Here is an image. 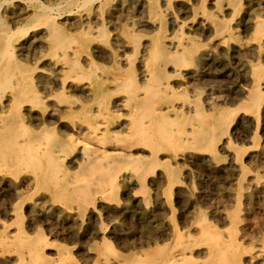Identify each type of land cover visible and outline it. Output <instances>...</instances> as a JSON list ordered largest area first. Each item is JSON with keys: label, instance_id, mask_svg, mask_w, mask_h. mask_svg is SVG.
<instances>
[{"label": "rangeland", "instance_id": "obj_1", "mask_svg": "<svg viewBox=\"0 0 264 264\" xmlns=\"http://www.w3.org/2000/svg\"><path fill=\"white\" fill-rule=\"evenodd\" d=\"M35 1H36V3H35ZM52 1H50V0H34V1L33 0H28V1L27 0H25V1L24 0H0V2H2V3H0V7H1L0 8V15H1L0 16V38H1V35L5 36L6 38H9V35H11L10 31L12 32V30H13L12 34H14V35L13 36L11 35L12 38L10 37L9 41H10V44H13L15 42L13 45H11L12 47L9 46L10 52L7 55V57L10 55L8 58H10L12 56L11 58H14L15 61L19 62V65H20L19 71L22 72V74H24L27 77L28 76L33 77V75H34L33 78H28L30 88H31L27 94L28 100H25L24 98L21 100V104H22L21 110L24 113V116L26 115L24 117L25 123H27V121H28V124L31 122V119H30L31 113L33 115L37 116V115H40L42 113L46 114L50 110H55V112L57 111L56 116H59L60 118L63 117V118H61V120H62L61 122L65 125V127L72 129V127H71L72 126V120H75L76 122L78 121L76 119L78 118V115H80L82 113V109L83 108H89L90 106L97 107L98 100L102 99V101L104 102L103 106H107L110 109L111 113L113 112L112 115L110 116V120H112L114 122V125L119 124L122 120L125 119V117H124L125 116V110L122 109L121 107L117 106L116 102L118 103L120 100H121L120 102H122V100H125L126 92L123 90H119V89L117 90L116 89L117 80L123 79L126 76L128 78L133 76L132 79H134L135 77L136 78L138 77L137 79L135 78V80H134V81L137 80L138 82L137 81L136 82L138 84H144L146 82V77L143 75L144 73L142 71L144 70V68L142 69V67H144V65L146 63V60H147L146 58H150V54L154 50V48H155V50H157L161 46H165V49L167 51H173L174 47H172V44L170 43V41L174 39L173 35H175V34H176L175 36H177L179 34H180L179 36L187 35V34L193 35L195 37V39L198 41V43L200 44V47H199L200 50L204 51V53H208L210 56V59L212 57L215 59L213 66H212V69H214V71H216L214 73H210V74H213L212 76H209L208 74H206V75H204V77L199 78L200 80L202 78H203V80L204 79L207 80V81L204 80L205 81L204 84H203L204 81L203 80L199 81V79L194 80L193 81L194 83L191 84V80H190V78H188L189 76L188 77L184 76V75L183 76H176V75H174L175 72H174V70H172V66L167 67L168 72L170 74L173 73L172 76H174V77L171 76L172 90L174 91L175 96L179 97L178 99L180 100V101H177L176 106L178 109H182V114L180 115L181 117L179 116V117L175 118V120H177L175 122L177 124H187L186 117L189 116L190 114L194 113V108H195L196 104H197L196 106H198V108H200V110H203L207 113L213 112L214 110H217V109H221V110L225 111L226 109L228 110L231 107V108H233L232 110L234 113V114H231L233 122H232V126L230 128V133L228 135V142L223 143V147H222V144H220L218 146L210 145L212 149L206 148V150H205L206 146L203 145L202 150L201 149L195 150V153H196L195 155H189L188 149H184L178 154V156L176 158L171 157L172 152L168 151V150H166L161 155V157H160L161 161H168V163H170V165L175 166V168L177 169V178L180 176L178 178V180L176 178H173V180H170L166 176L160 177L159 174L164 172L163 171L164 168H162V169L155 171V173L153 171L149 172V174H148L149 176L148 175L146 176L148 178L144 179L147 183L144 180H142L143 181L142 182V181H139L136 179L135 174H134L135 172L133 171V169L131 167H127L125 165H122V167H121V165L118 164V166L120 165L118 167V171H117V173H118L117 177H119V178H117L115 188H114V186L111 188V189H113L111 191V194L113 193L112 194L113 200H112V198H110L111 200L107 199V198L105 199L102 196L98 195L94 198V200H93L94 204L92 202V204H91L92 206L90 204H88L90 206L81 205L80 202L76 201L75 199H72V197L62 199V200H55V197H56L55 192L56 191L54 190V186L51 185L48 188L44 189V188H42V186L37 185L35 183L36 181L34 179L33 171H31L29 169H17V170H13V169L11 170L10 169V171H13V173H11L10 171H8L9 169L0 168V189H1L0 190V199H1L0 200V209H1L0 210V228H1L0 233L2 232L0 234V238L7 233L11 234L13 237H17V236L24 235V234L26 235V237L28 235H29V237H32L33 235H34L33 237H35L38 234L39 235L45 234V236L47 238V242H49L48 244L50 246L49 245L44 246L43 252L45 255V258H44L45 260L43 259L41 261V264H51V263L53 264L55 259H56V261H55L56 263H54V264H57V263L61 264V261H62L61 259L63 258V256H66L67 259H70V261L68 260L69 264H76V263L77 264H91V263L92 264L93 263L94 264H96V263L101 264V263H99L97 256L102 255V253L104 251L103 246H104L105 242L108 243V244L105 243V245L107 244L108 246H111L108 248H109V250H111V248H112L113 253H117L118 255H120L119 251L121 250V253L123 252L122 253L123 255L122 254L120 255L121 257L129 258L130 260L134 261L135 263H139L140 261H142V259L144 260L145 258H147L145 256L149 257V256H152L153 254L155 255L156 251L157 250L159 251V249L162 247L160 245L167 244V243H169L168 241L171 242L173 239V235H172L173 233H171V232H173V230H178V232L180 230L179 233H184V232L188 231L186 233H189L190 236L195 238V236L200 232V229L202 227V229L205 228L207 231L209 229V231H208L209 233L212 230H215V231L218 230L217 232H219V234L221 233L222 236L225 238V239H223V237L220 234V238L223 240H227V239L229 240L232 238L237 239L236 246L238 247L237 250L239 252H237V253H239V254H238V257L236 258L235 262L243 261V262H239L237 264H242V263L243 264H263L264 263V252H262V251L264 249V245L261 242H263L262 238L264 237L263 236L264 235V98L261 102V106L258 109V111L257 110L255 112L249 111L245 115V114H243L244 112L236 111V109H235V107H237V105H239L244 99L242 88L243 87L248 88L251 85V82H249L250 80L248 78H244L242 75V70L240 69V68H242V63L243 62H249V61L255 62L256 60H258L257 59L258 55L257 54L253 55L252 53L250 54L251 51L245 52V51L249 50L250 46L244 48L243 49L244 52L241 51V52L237 53L235 50H231L230 44L226 47H223V46H220L217 44L220 36H218L216 34L215 26L213 24L206 23L205 16L204 15L200 16V14L197 13L201 9H205L206 11H213V9H215V6L212 4L213 0H189V1L188 0H159V3H157L158 0H139V1L138 0H133V1L132 0H109V1L108 0H98V1H96V0L95 1L94 0H90V1L83 0L82 1L81 0L82 2L80 0H74L75 2H73V0H67V1H69L67 3H66V0H63V1L62 0H55V1L52 0ZM173 1H175V2H173ZM41 2H43V5L47 8H45ZM76 2H77V4H76ZM88 2H89V4H88ZM84 3H85V5H84ZM160 3H162V4H160ZM198 3H200V4H198ZM254 3H255L254 0L253 1L241 0V5L237 8V11H236L237 13L235 15L233 14L234 12L232 11V8H226L225 6L222 7V10L220 11V14H219L220 17H224L226 20H231L230 21L231 26H234L235 27L234 29H236V31L240 32V35L247 40L250 39V30L246 26H244V24H245L246 19L250 18V15L247 14V10L252 8L250 6L253 5ZM65 4H67V5H65ZM81 4L84 6L83 8L81 6H79ZM46 5H48L50 7H48ZM62 5H64V9H63ZM178 5H179V7H178ZM102 6H104L105 8H103ZM202 6H203V8H202ZM41 7H43L45 10L47 9L43 13H45L51 19L53 17L52 20L55 19L54 22H56L58 25L60 24L59 26H60L61 30L69 38V42L66 45H71L72 50L69 49L66 52L64 50L66 45L62 44L63 45V47H62V45L59 46L60 44H54L51 42L50 39H48L49 38L48 26L46 24L45 18L43 17L44 18L43 19L41 17L42 11H43V10L41 11V9H40ZM77 7L79 8L78 10L76 9ZM140 7H141V9H140ZM171 7H172V11H171ZM197 7H198V10H197ZM253 7H255V6H253ZM143 8H145V9H143ZM62 9H63V12H62ZM183 9H185L186 11ZM59 11H61V13H59V15H58L57 12H59ZM69 11H71L72 14ZM125 11H127V12L125 13ZM168 11H170V14ZM67 12H69V13H67ZM117 13L120 15H118ZM186 14H188L189 16ZM58 16L59 17L61 16V17L59 18ZM235 16H237V17H235ZM192 17L194 19H192ZM95 18H97V19H95ZM133 18L135 20L139 19V20H136L137 23L134 22L135 20H133ZM165 18H166V20H165ZM144 19H146V20H144ZM183 19H184V21H183ZM22 20H23V22H22ZM93 20L96 22H94ZM40 21L43 23H40ZM144 21H145V23H142ZM203 21H205V22L203 23ZM191 22H193V23H191ZM240 22H241V24H240ZM12 23H14V25ZM185 23H186V25H184ZM69 24H71V25H69ZM133 24L134 25L136 24L135 25L136 27L132 26ZM156 24H157V26H156ZM12 25H13V27H11ZM21 25L23 28L30 27L31 30L28 31V33H27L28 35L26 34L25 38L18 40L17 39L18 35H19L18 33L20 32L18 27H20ZM113 25H114V27H113ZM122 25H123V27H122ZM139 26H140V28H139ZM148 27H150V28H148ZM195 27L196 28L198 27L197 30ZM16 28H18V31H16L17 30ZM23 28H22V30H23ZM93 28L94 29L97 28L99 31L97 29L95 31ZM101 30L102 31L104 30V32H102ZM75 31H76V35H74L75 33H73ZM78 31H80V33ZM131 31H132L133 35L132 34L129 35L131 33ZM41 32H42V34H41ZM35 33H37V34H35ZM69 33H71V34H69ZM111 33L113 34V36H111L112 35ZM7 34H8V36H7ZM91 34H92V36H90ZM96 34H98L99 36L97 35L98 37H95ZM37 35H38V37H37ZM78 35L79 36L81 35V37H79ZM93 35H95V36H93ZM205 35H206V37H205ZM169 36H170V38H169ZM211 36H213V37H211ZM100 37H102V38H100ZM114 37L117 38V40H115ZM167 37H168V40H167ZM210 37H211V39H210ZM72 38H74V39H72ZM78 38H80V39L78 40ZM133 38L135 41L133 40ZM143 38H144V40H143ZM147 38H148V40H147ZM207 38H208V40H207ZM71 39L74 41H72ZM112 39H114V40H112ZM49 40H50V44L48 42ZM126 40L128 43L125 42ZM129 40H130V42H129ZM164 40H165V43H164ZM70 41H72V42H70ZM75 41H77L78 43ZM79 42H80V44H79ZM121 42H122V44H121ZM140 43L142 46L140 45ZM72 44H74L75 47ZM77 44H79L80 47ZM128 44H131V45H128ZM57 45L59 47H57ZM133 46H134V48H133ZM41 47L42 48L44 47V48L42 49ZM55 47L57 50L55 49ZM26 50H29V51H26ZM41 50H44V51H41ZM86 50H88L89 52ZM37 51H38V53H37ZM54 51L57 54L56 53L52 54ZM70 51H72V53ZM78 51H80V52H78ZM217 51H218V53H217ZM220 51H221V53H219ZM39 52H41V53H39ZM46 52H47V55H49L50 53L51 54L49 56H47L45 54ZM87 52H88V54H87ZM122 52H124V53H122ZM95 53H97V54H95ZM120 53H122V54H120ZM100 54H102V55H100ZM104 54H106V55H104ZM124 54H127V55H124ZM13 55H14V57H13ZM89 55H90V57H89ZM235 55H237L238 57ZM61 56L62 57L68 56L66 58L71 60L73 62L74 66L69 65V67L68 66L63 67V64L61 66L60 62H59L60 58H62ZM128 56H129V58H128ZM209 56H208V58H209ZM30 58H32V59H30ZM75 58H76V60H75ZM83 58L84 59L86 58L87 61H84ZM125 58H128V59H125ZM130 58H131V60H130ZM262 58H264V57H262ZM48 59H50V61H48ZM30 60H31V62H29ZM88 60H89V62H88ZM91 60H94V61H92V63H91ZM104 60H106V61H104ZM237 60H238L239 64L237 63ZM46 61H48V62H46ZM207 61H208V59L206 61L202 60L200 62L201 64L198 65V69H199V66H200V70L207 69L208 68L206 65ZM25 63H26V65H25ZM44 63H46L47 65ZM74 63H78V64H76L78 66H76ZM93 63H95V65ZM235 63H237V64H235ZM99 64H102V65L99 66ZM130 64H132V65H130ZM234 64L236 67H234ZM48 65H49V67H48ZM96 65L99 67H97ZM221 65H223V66H221ZM80 66H82V67L80 68ZM129 66L131 67L130 69H129ZM86 68H88V69H86ZM105 68L107 70H105ZM41 69L43 72L41 71ZM70 69H73V71L72 70L70 71ZM103 69L105 70L104 72H103ZM141 69H142V71H140ZM44 70H45V72H44ZM101 70H102V72H101ZM170 70H172V71H170ZM35 71H36V73H35ZM70 72L72 73V75L70 74ZM80 72L83 73L84 75H80L81 74ZM116 72H118L120 74L118 75V73H116ZM126 72H127V75H126ZM230 72H231V75H230ZM76 73L78 76H76ZM215 73H217V74H215ZM88 75H89V78H88ZM112 75H113V77H110ZM120 75H122V76H120ZM43 77H44V80H43ZM82 77H83V79H82ZM99 77L101 79H99ZM115 77L118 79H114L112 82V79ZM206 77H209V78L211 77V79L208 80L209 78L207 79ZM60 78L63 80V82H61ZM74 78H79V81H78V79H74ZM87 78H88V80H87ZM105 78H107V79H105ZM101 80L103 82H101ZM212 80H213V82H212ZM47 81H48V83H47ZM228 81L231 82V84ZM37 82H38V84L36 85ZM198 82H200V83H198ZM208 82L210 85L208 84ZM243 82H245V83H243ZM13 83H15L14 80H13L12 84ZM61 83H62V85H61ZM71 83H73V84L70 85ZM219 83L220 84L222 83V84L220 85ZM207 84H208V86H207ZM7 85H8L7 83H2V85L0 84V93H1V91L8 89ZM179 85H180V87H179ZM42 86L45 88H43ZM56 86H57V88H56ZM1 87H2V89H1ZM111 87H113V88H111ZM195 87L197 89H195ZM239 87L241 89H239ZM37 88H38V90H37ZM40 89H42V90L40 91ZM47 89L50 90V92ZM112 90H114V92ZM263 90H264V87L262 88V91ZM58 91H60V93ZM110 91H111V93L109 94L108 92H110ZM62 92H63V94H61ZM59 95H60V97H59ZM83 95H86V96L84 97ZM100 95H102V96H100ZM221 95L222 96L224 95L225 97L224 96L222 97ZM230 95L232 96V98ZM39 96H41L42 98ZM47 96H49V97H47ZM86 97H87V99H86ZM212 97H213V99H212ZM237 97H239V98H237ZM31 99H34L35 100L34 102L36 104L32 103L33 100H31ZM37 99L40 102H38ZM192 99H194L193 103L191 102ZM230 99L231 100L233 99V100L231 101ZM43 100H44V102H43ZM58 100H59V102H58ZM60 100H62L63 102H61ZM64 100H65V102H64ZM224 100H226V101H224ZM52 101H54V102L52 103ZM24 102H25V104H24ZM28 102L31 105L33 104L34 106L33 105L31 106ZM42 102H43V104H42ZM90 102H92V103H90ZM204 102H206V103H204ZM71 103L72 104L74 103V104L72 105ZM54 104H56V105H54ZM64 104H66V105H64ZM221 104H223V105H221ZM2 106H3V104L0 105V108H2ZM53 106H55V107L52 108ZM24 107H26V108H24ZM63 107H65V110ZM114 107H116V108H114ZM78 109H80V110L77 112ZM73 112H75V113H73ZM230 112L232 113L231 109H230ZM71 113H72V115H75L74 118H69V116H71L70 115ZM187 113H189V114H187ZM233 115H235V116H233ZM236 115H238V116H236ZM235 117H236V119H235ZM65 118H67V119H65ZM256 121H258L257 124H256ZM52 125H54L53 127L55 129L52 127L49 130L50 134H51V131L54 130L52 132L53 134H51V135L49 134L50 138H52V137L54 138L55 135L60 134L62 131V129H59L60 126L57 125V123L52 124ZM257 125H258V127H257ZM252 127H253V129H252ZM55 130H56V132H55ZM54 132H55V134H54ZM242 132H244L245 134H243ZM242 135H243V137H242ZM52 139H50V140H52ZM253 140L254 141L256 140L254 142V144L252 142ZM244 147H246V148H244ZM137 149L143 150L144 146H142V148H141V146H139ZM207 150H208V152H207ZM241 150H243V153L241 152ZM209 157L214 158L211 163L207 161V159ZM237 158L238 159L240 158L239 164H238L239 161ZM221 160H222V162H220ZM236 162H237V164H236ZM181 163L184 164V166ZM241 163H243V167H242ZM77 164L78 163H76V162L71 163L69 168H68V171L72 172L73 170L74 171L77 170L78 169ZM244 166L247 168H245ZM126 167H127V169H126ZM248 169H249V171H247ZM207 170H208V172H207ZM239 171H241V172L239 173ZM4 172H5V174H4ZM16 172H17V174H15ZM18 172H19V174H18ZM180 172H181V174H180ZM242 172H243V174H242ZM23 174H24V176H23ZM236 176H237V178H236ZM241 176H242V178H241ZM259 178L260 179L263 178V179L260 180ZM241 179H242V182H241ZM161 180H162V182H161ZM168 181H170V182H168ZM172 181L175 183H173ZM12 182H14V183H12ZM166 182H168V183L166 184ZM140 183H142V184H140ZM35 184H36V186H35ZM186 184H188V185L186 186ZM238 184L241 185V187ZM139 185H140V187H139ZM22 186H24V187H22ZM144 186H146V187H144ZM151 186H153V187H151ZM33 187H37V188L34 190ZM162 187H163V189H162ZM23 188L25 190V191L23 190L24 192L21 190ZM138 188H140V189H138ZM142 188H144V189H142ZM145 188L147 189L146 192H145V190H146ZM16 189H18V190H16ZM168 189H171V190L168 191ZM139 190H141V191H139ZM18 191H20V192H18ZM167 191H168V193H167ZM30 192H32V193H30ZM161 192H162V194H161ZM236 192L238 193V195ZM26 193L29 195H27ZM11 194L13 195V197L11 196ZM164 194L166 197L164 196ZM23 195H25V196H23ZM44 195H45V197H44ZM170 195L172 196V198L170 197ZM1 196H4V197H1ZM8 196H9V198H8ZM26 196H28L27 199H26ZM167 197L170 199V202H169V199ZM56 198H58V197H56ZM95 199H98V200H96V202H95ZM101 199H103V200H101ZM4 200H6V201H4ZM238 200L240 201L239 203H238ZM109 201H111L112 203ZM166 201H167V203L169 202L168 205L166 204ZM5 202H6V204H4ZM21 202H24V203L21 204ZM33 202H34V204H32ZM40 202L44 205V207L42 206V204ZM240 203H241V205H240ZM39 204H40V206H39ZM48 204L51 207L48 206ZM169 205H171V207ZM22 206H23V209H21ZM81 206H83V208ZM58 207H59V209H58ZM96 208L98 211L100 210L99 213H98V211L97 212L94 211V210H96ZM105 208L106 209L108 208V209L105 210ZM163 209H164V211H163ZM204 209H206V210H204ZM21 210H23V211H21ZM31 210H32V212H31ZM111 210H112V212H111ZM4 211L5 212L8 211V212L5 213ZM28 211L30 212V214H28L29 213ZM13 212L14 213L16 212V213L14 214ZM170 212H171V214H170ZM18 213H19V215H18ZM201 213H203V214H201ZM4 214H6V215H4ZM26 214H27V216H26ZM235 214H236V218H237V216H240L239 218L241 220L233 218V216L235 217ZM226 215H227V217L229 216L230 219H229V217L227 218ZM29 216H31L30 219L32 222L30 221ZM81 216H83V218ZM108 216L111 218H109ZM167 216H169V217L167 218ZM18 217H19V219H18ZM170 217H171V219L173 218L172 219L173 223L171 222ZM203 217L206 220H204ZM10 218H11V220H10ZM196 219L198 222L194 223L196 221ZM200 219H202V220H200ZM16 220H17V222H16ZM28 220L30 222H28ZM9 221L11 224L9 223ZM40 221H42V222H40ZM241 221H242V223H241ZM192 222L195 224V226H194V224H192ZM238 222H239V224H238ZM102 223H104V224L102 225ZM233 223H235V224L233 225ZM170 225H172V226L170 227ZM210 225L213 227H211ZM6 226H8V227H6ZM177 226L179 228H177ZM23 227L25 229L24 231H23ZM38 227L39 228L41 227V228L39 229ZM173 227H174V229H173ZM235 227L237 228L236 232L234 230ZM230 228H234V229L231 230ZM100 229H103L104 233L100 232ZM233 230H234V232H233ZM31 231H33L32 234H31ZM228 231L231 234L227 233ZM35 232H38V233H35ZM190 232H192V233H190ZM144 233H145V235H144ZM232 234H234V235L236 234L237 237H235L236 235L234 236ZM103 235H104V237H103ZM68 236H70V237H68ZM29 237H27V238H29ZM85 237H89V238L87 239ZM249 238H250V240H249ZM101 239H102V241H101ZM236 239H234V240H236ZM122 240L125 243L122 242ZM103 241H105V242H103ZM52 242H54V243H52ZM120 243H122V244H120ZM158 243H159V245L157 247L156 245ZM162 243H164V244H162ZM237 244H239L241 246H239ZM153 245H155V246H153ZM113 246H115L116 248ZM242 246L244 247V249H247V247H249L251 249L250 246H252V250L254 249V251L249 250V249H247V251L243 250ZM256 246H257V249H256ZM9 247L11 248L12 246H0V264L3 262L1 258H7V257L10 259L9 260L10 264H26L27 263L25 260L21 261L22 256L19 252L16 251V249H14L13 247L10 249ZM205 247H206V245H201V246H198V248H195V250H197L199 252L193 250L192 255H193V259H194V264H198L199 262H200L199 264H206L208 262V261L206 262V259L208 257V256H206V255H208V253H207L208 249H207V247L206 248ZM126 248H128V249H126ZM13 249L15 251H13ZM65 249H66V251H65ZM118 249H119V251H118ZM9 250H11V253ZM63 250L65 252L64 255L61 254V252ZM130 251H132L133 253ZM71 252H73V253H71ZM244 252H246L247 255ZM67 253H69L70 255ZM108 253L110 254V253H112V251H108L106 254H108ZM251 253L254 255H252ZM75 254H77L78 256L77 255L75 256ZM135 254L137 256L141 255L140 258L138 257L139 258L138 259ZM51 255H53V257ZM87 255H91L92 258L90 256H87ZM54 256H55V258H54ZM56 256H58V258ZM68 256H69V258H68ZM72 256H74V257H72ZM82 256H83V259H82ZM143 256L145 258H143ZM240 258H241V260H239ZM250 258H251V260L253 259V261H250ZM50 259L52 260V262ZM53 259H54V261H53ZM58 259H59V262H58ZM135 259H137V260H135ZM74 260H75V262H74ZM201 260H202V262L204 261L206 263H204V262L202 263ZM78 261H80V262H78ZM249 262H251V263H249ZM234 264H236V263H234Z\"/></svg>", "mask_w": 264, "mask_h": 264}, {"label": "bare ground", "instance_id": "obj_2", "mask_svg": "<svg viewBox=\"0 0 264 264\" xmlns=\"http://www.w3.org/2000/svg\"><path fill=\"white\" fill-rule=\"evenodd\" d=\"M25 1V0H24ZM28 1V0H27ZM34 1V0H33ZM52 1V0H50ZM55 1V0H54ZM63 1V0H62ZM81 1V0H80ZM83 1V0H82ZM81 1V2H82ZM90 1V0H88ZM95 1V0H94ZM98 1V0H96ZM109 1V0H108ZM133 1V0H132ZM139 1V0H138ZM137 1V2H138ZM189 1V0H188ZM247 1H253V0H247ZM5 2V1H4ZM9 2V1H8ZM46 2V1H45ZM48 2V1H47ZM53 2V1H52ZM65 2V1H64ZM69 2L66 0V3ZM73 2H75L73 0ZM92 2V1H91ZM90 2V3H91ZM141 2V1H140ZM165 2V1H164ZM175 2V1H173ZM211 2V1H210ZM254 4L251 5L250 9L247 10V14L250 15V18H247L245 21L244 26H246L250 30V39L247 40L243 38L240 35V32L236 31L234 29V26H231V20H226L224 17H220V11L222 10V7L225 6L226 8H232L233 14L235 15L237 12V8L241 5V0H213L212 4L215 6V9L213 11H206L205 9H199L197 13L201 15H204L206 18V23L213 24L215 26V32L219 37L218 45L226 47L230 44L231 50H235L237 53L243 51L244 48L249 47V50L245 52H250L253 55H258L255 62H243L242 63V75L244 78H248L249 82H251V85L248 88H242V92L244 95L243 101L235 107L236 111H242L243 114H247L249 111L255 112L261 106V102L264 98V90L262 91V88L264 87V0H254ZM2 3V2H0ZM36 3V1H35ZM43 5V2H41ZM87 3V2H86ZM98 3V2H97ZM133 3V2H132ZM159 3V0L157 1ZM171 3V2H170ZM206 3V2H205ZM4 4V3H3ZM6 4V3H5ZM16 4V3H15ZM64 4V3H63ZM77 4V2H76ZM89 4V2H88ZM162 4V3H160ZM169 4V3H168ZM172 4V3H171ZM191 4V3H190ZM200 4V3H198ZM204 4V3H203ZM59 5V4H58ZM57 5V6H58ZM61 5V4H60ZM67 5V4H65ZM85 5V3H84ZM94 5V4H93ZM142 5V4H141ZM175 5V4H174ZM173 5V6H174ZM36 6V5H35ZM44 6V5H43ZM48 6V5H46ZM63 9H64V5ZM71 6V5H70ZM82 8L84 7L82 4L79 5ZM78 6V7H79ZM201 6V5H200ZM255 6V7H253ZM45 7V6H44ZM50 7V6H48ZM55 7V6H54ZM60 7V6H59ZM58 7V8H59ZM68 7V6H67ZM76 8L77 10L80 8ZM105 8L104 6H102ZM114 7V6H113ZM175 7V6H174ZM179 7V5H178ZM211 7V6H210ZM1 8V7H0ZM47 8V7H45ZM52 8V7H51ZM57 8V7H56ZM111 8V7H110ZM121 8V7H120ZM186 8V7H185ZM203 8V6H202ZM20 9V8H19ZM42 11L41 17L45 18L46 24L48 26V36L52 43L54 44H62L66 45L69 42V38L66 36V34L61 30L60 24L58 25L56 22H54L53 17L52 19L47 16L45 13L46 10L41 7ZM61 9V8H60ZM62 9V12H63ZM67 9V8H66ZM71 9V8H70ZM122 9V8H121ZM120 9V10H121ZM141 9V7H140ZM145 9V8H143ZM182 9V8H181ZM68 10V9H67ZM185 10V9H183ZM198 10V7H197ZM196 10V11H197ZM4 11V10H3ZM51 11V10H50ZM54 11V10H53ZM57 11V10H56ZM75 11V10H74ZM85 11V10H84ZM113 11V10H112ZM142 11V10H141ZM172 11V7H171ZM176 11V10H175ZM180 11V10H179ZM186 11V10H185ZM20 12V11H19ZM18 12V13H19ZM36 12V11H35ZM49 12V11H48ZM71 14L72 12L69 11ZM67 12V13H69ZM79 12V11H78ZM81 12V11H80ZM104 12V11H103ZM124 12V11H123ZM127 11H125L126 13ZM140 12V11H139ZM143 12V11H142ZM141 12V13H142ZM170 14V11H168ZM184 12V11H183ZM17 13V12H16ZM21 13V12H20ZM58 15L61 13V11L57 12ZM114 13V12H113ZM196 13V14H197ZM12 14V13H11ZM96 14V13H95ZM118 14V13H117ZM143 14V13H142ZM145 14V13H144ZM197 14V15H198ZM67 15V14H66ZM120 15V14H118ZM127 15V14H126ZM136 15V14H135ZM140 15V14H139ZM177 15V14H176ZM188 15V14H186ZM1 16V15H0ZM26 16V15H25ZM62 16V15H61ZM60 16V17H61ZM143 16V15H142ZM150 16V15H149ZM157 16V15H156ZM168 16V15H167ZM178 16V15H177ZM189 16V15H188ZM59 17V16H58ZM59 17V18H60ZM85 17V16H84ZM98 17V16H97ZM141 17V16H140ZM151 17V16H150ZM229 17V16H228ZM237 17V16H235ZM10 18V17H9ZM39 18V17H38ZM43 18V19H44ZM139 18V17H138ZM179 18V17H178ZM13 19V18H12ZM58 19V18H57ZM97 19V18H95ZM109 19V18H108ZM160 19V18H159ZM180 19V18H179ZM185 19V18H184ZM183 19V21H184ZM189 19V18H188ZM192 19H194L192 17ZM191 19V20H192ZM232 19V18H231ZM15 20V19H14ZM19 20V19H18ZM66 20V19H65ZM73 20V19H72ZM120 20V19H119ZM133 20H135L133 18ZM139 20V19H136ZM134 21L137 23V21ZM146 20V19H144ZM166 20V18H165ZM169 20V19H168ZM182 20V19H181ZM13 21V20H12ZM11 21V22H12ZM20 21V20H19ZM94 21V20H93ZM115 21V20H114ZM171 21V20H170ZM189 21V20H188ZM187 21V22H188ZM201 21V20H200ZM23 22V20H22ZM65 22V21H64ZM78 22V21H77ZM96 22V21H94ZM125 22V21H124ZM133 22V23H134ZM141 22V21H140ZM205 21H203L204 23ZM39 23V22H38ZM40 23H43L40 21ZM91 23V22H90ZM142 23H145L142 22ZM184 23V22H183ZM193 23V22H191ZM14 25V23H12ZM64 24V23H63ZM75 24V23H74ZM158 24V23H157ZM156 24V26H157ZM208 24V25H209ZM241 24V22H240ZM13 25L11 27H13ZM33 25V24H32ZM40 25V24H39ZM44 25V24H43ZM68 25V24H67ZM71 25V24H69ZM107 25V24H106ZM136 25V24H135ZM134 24L132 26H135ZM151 25V24H150ZM160 25V24H159ZM183 25V24H182ZM181 25V26H182ZM186 25V23L184 24ZM183 25V26H184ZM199 25V24H198ZM3 26V25H2ZM18 26V25H17ZM31 26V25H30ZM34 26V25H33ZM41 26V25H40ZM74 26V25H73ZM104 26V25H103ZM109 26V25H108ZM131 26V27H132ZM144 26V25H143ZM22 25L19 28V35L18 40H21L25 38L28 31H30V27H25L22 30ZM38 27V26H37ZM114 27V25H113ZM112 27V28H113ZM123 27V25H122ZM126 27V26H125ZM136 27V26H135ZM174 27V26H173ZM5 28V27H4ZM10 28V27H9ZM18 28H16L18 31ZM21 28V29H20ZM32 28V27H31ZM76 28V27H75ZM88 28V27H87ZM104 28V27H103ZM102 28V29H103ZM107 28V27H106ZM110 28V27H109ZM140 28V26H139ZM146 28V27H145ZM150 28V27H148ZM175 28V27H174ZM196 28V27H195ZM198 28V27H197ZM196 28V30H197ZM203 28V27H202ZM2 29V28H1ZM33 29V28H32ZM81 29V28H80ZM79 29V30H80ZM94 29V28H93ZM97 29V28H96ZM96 29H94L96 31ZM118 29V28H117ZM155 29V28H154ZM182 29V28H181ZM188 29V28H187ZM212 29V28H211ZM15 30V29H14ZM98 30V29H97ZM147 30V29H146ZM153 30V29H152ZM171 30V29H170ZM193 30V29H192ZM202 30V29H201ZM44 31V30H43ZM82 31V30H81ZM99 31V30H98ZM102 31V30H101ZM159 31V30H158ZM191 31V30H190ZM189 31V32H190ZM195 31V30H194ZM199 31V30H198ZM13 32V30H12ZM10 31L11 35L13 36ZM15 32V31H14ZM35 32V31H34ZM72 32V31H71ZM80 33V31H78ZM104 32V30L102 31ZM156 32V31H155ZM169 32V31H168ZM176 32V31H175ZM180 32V31H179ZM185 32V31H184ZM201 32V31H200ZM7 33V32H6ZM16 33V32H15ZM76 35V31L73 32ZM78 33V34H79ZM147 33V32H146ZM150 33V32H149ZM177 33V32H176ZM183 33V32H182ZM188 33V32H187ZM197 33V32H196ZM30 34V33H29ZM37 34V33H35ZM42 34V32H41ZM46 34V33H45ZM71 34V33H69ZM88 34V33H87ZM90 34V33H89ZM112 34V33H111ZM133 35L132 31L129 35ZM204 34V33H203ZM9 35V38L12 36ZM28 35V34H27ZM98 34L93 35L95 37ZM176 35V34H175ZM173 35V40L170 41L172 44V47H174L173 51H167L165 49V46H161L159 49L154 50L150 54V58H146V63L144 67V70L142 71L144 76L146 77V82L144 84H138L132 77L123 78L117 80V87L118 90H123L126 92L125 100H122V102H116L117 106L121 107L125 110V119L122 120L119 124L114 125V122L110 120V116L112 115L110 109L107 106H103V101L98 100L97 107L90 106L89 108H83L82 113L78 115L77 122L75 120H72V129H69L65 127V125L61 122V118L56 116L55 110H50L46 114L42 113L40 115H33L30 114L31 122L28 124L24 121V113L22 112V104L21 100L24 98L25 100H28V92L31 89L28 78L33 77H27L22 72L19 71V62L15 61L14 58H8L7 55L10 52V47H12L9 41V38H6L5 36L1 35L0 38V84L7 83V88L0 93V105L3 104L2 108H0V168L3 169H10L17 170V169H29L33 171L35 183L39 186H42V188H48L49 186H54V190L56 191V198L55 200H62L69 197H72V199H75L76 201L80 202L81 205H88L92 204L94 198L96 196H102L103 198L110 199L113 196L111 194V189L113 186L115 188V184L117 181V171L118 167L121 165H125L127 167H131L133 171L135 172V177L137 180L142 181L146 177L149 172L155 171L164 168V172L160 173V177H168L170 180H173V178H177V169L175 166L173 167L168 163V161H161L160 157L161 155L166 151H171V157H177L178 154L184 150L188 149L189 155H195V150L201 149L202 146L205 145L206 148L212 149L210 145L218 146L223 143L228 142V135L230 133V128L232 126V115L233 108L230 107L232 113L230 112V109L221 110L217 109L213 112H205L203 110H200L198 106L195 105L194 113L190 114L186 117L187 124H177L175 121V118L179 117L182 114V109H178L176 106L177 101H180L174 94V91L172 90L171 85V76L167 70L168 66H172V70H174V75L176 76H189L191 80V84L194 83V80L199 79L200 77H204V75L208 74L209 76H212L216 71L212 69L213 63L215 59L212 57L210 59V56L208 53H204V51L200 50V44L195 39L193 35H182V36H175ZM211 35V34H210ZM244 35V34H243ZM8 36V34H7ZM30 36V35H29ZM32 36V35H31ZM79 36V35H78ZM92 36V34L90 35ZM101 36V35H100ZM113 36V34L111 35ZM116 36V35H115ZM196 36V35H195ZM38 37V35H37ZM73 37V36H72ZM77 37V36H76ZM81 37V35L79 36ZM94 37V38H95ZM131 37V36H130ZM129 37V38H130ZM206 37V35H205ZM213 37V36H211ZM210 37V39H211ZM35 38V37H34ZM71 38V37H70ZM102 38V37H100ZM115 38V37H114ZM119 38V37H118ZM132 38V37H131ZM136 38V37H135ZM170 38V36H169ZM209 38V37H208ZM207 38V40H208ZM218 38V37H217ZM37 39V38H36ZM74 39V38H72ZM71 39V40H72ZM80 38H78L79 40ZM96 39V38H95ZM98 39V38H97ZM146 39V38H145ZM34 40V39H33ZM50 40L48 41L50 44ZM91 40V39H90ZM103 40V39H102ZM114 40V39H112ZM117 40V38H115ZM134 40V38H133ZM144 40V38H143ZM148 40V38H147ZM168 40V37H167ZM201 40V39H200ZM36 41V40H35ZM74 41V40H72ZM70 41V42H72ZM95 41V40H94ZM135 41V40H134ZM150 41V40H149ZM212 41V40H211ZM32 42V41H31ZM41 42V41H40ZM46 42V41H45ZM77 42V41H75ZM127 42V40L125 41ZM130 42V40H129ZM142 42V41H141ZM25 43V42H24ZM43 43V42H42ZM78 43V42H77ZM116 43V42H115ZM120 43V42H119ZM124 43V42H123ZM128 43V42H127ZM148 43V42H147ZM158 43V42H157ZM165 43V40H164ZM169 43V42H168ZM10 44V45H9ZM71 44V43H70ZM80 44V42H79ZM79 44H77L79 46ZM111 44V43H110ZM122 44V42H121ZM135 44V43H134ZM145 44V43H144ZM150 44V43H149ZM33 45V44H32ZM74 45V44H72ZM131 45V44H128ZM127 45V46H128ZM141 45V43H140ZM10 46V47H9ZM15 46V45H14ZM57 45V47H59ZM116 46V45H115ZM123 46V45H122ZM142 46V45H141ZM140 46V47H141ZM157 46V45H156ZM155 46V47H156ZM214 46V45H213ZM63 47V45H62ZM71 45L65 46V51L67 52L69 49H71ZM75 47V45H74ZM80 47V46H79ZM82 47V46H81ZM118 47V46H117ZM25 48V47H24ZM38 48V47H37ZM42 48V47H41ZM44 48V47H43ZM42 48V49H43ZM93 48V47H92ZM121 48V47H120ZM119 48V49H120ZM124 48V47H123ZM122 48V49H123ZM134 48V46H133ZM146 48V47H145ZM35 49V48H34ZM56 49V47H55ZM84 49V48H83ZM88 49V48H87ZM217 49V48H216ZM25 50V49H24ZM37 50V49H36ZM57 50V49H56ZM55 50V51H56ZM59 50V49H58ZM72 50V49H71ZM77 50V49H76ZM82 50V49H81ZM80 50V51H81ZM91 50V49H90ZM100 50V49H99ZM116 50V49H115ZM139 50V49H138ZM142 50V49H141ZM29 51V50H26ZM40 51V50H39ZM44 51V50H41ZM53 52L52 54H55L56 52ZM75 51V50H74ZM78 51V52H80ZM85 51V50H84ZM88 51V50H86ZM119 51V50H118ZM145 51V50H144ZM147 51V50H146ZM49 52V51H48ZM72 53V51H70ZM77 52V51H76ZM89 52V51H88ZM87 52V54H88ZM127 52V51H126ZM134 52V51H133ZM139 52V51H138ZM174 52V53H173ZM244 52V51H243ZM242 52V53H243ZM27 53V52H26ZM38 53V51H37ZM41 53V52H39ZM59 53V52H58ZM84 53V52H83ZM124 53V52H122ZM120 53V54H122ZM129 53V52H128ZM127 53V54H128ZM218 53V51H217ZM221 53V51L219 52ZM236 53V54H237ZM47 55V52L45 53ZM51 54V53H50ZM49 54V55H50ZM57 54V53H56ZM78 54V53H77ZM97 54V53H95ZM124 54V55H127ZM42 55V54H41ZM47 55V56H49ZM67 55V54H66ZM102 55V54H100ZM106 55V54H104ZM145 55V54H144ZM147 55V54H146ZM20 56V55H19ZM22 56V55H21ZM40 56V55H39ZM55 56V55H54ZM57 56V55H56ZM70 56V55H69ZM73 56V55H72ZM92 56V55H91ZM97 56V55H96ZM108 56V55H107ZM142 56V55H141ZM209 56V58H208ZM237 56V55H235ZM14 57V55H13ZM44 57V56H43ZM52 57V56H51ZM62 57V56H61ZM66 57L63 56L60 58L59 62L60 65L63 67H66L69 65L74 66L73 62ZM71 57V56H70ZM69 57V58H70ZM87 57V56H86ZM90 57V55H89ZM109 57V56H108ZM132 57V56H131ZM238 57V56H237ZM27 58V57H26ZM99 58V57H98ZM123 58V57H122ZM129 58V56H128ZM125 58V59H128ZM32 59V58H30ZM42 59V58H41ZM40 59V60H41ZM55 59V58H54ZM59 59V58H58ZM84 59V58H83ZM86 59V58H85ZM84 61H87V59ZM108 59V58H107ZM124 59V58H123ZM207 69L200 70V66L198 69V65H200L202 60H207ZM210 59V60H209ZM76 60V58H75ZM101 60V59H100ZM131 60V58H130ZM21 61V60H20ZM25 61V60H24ZM23 61V62H24ZM50 61V59H48ZM46 61V62H48ZM58 61V60H57ZM94 60H91V63ZM98 61V60H97ZM106 61V60H104ZM143 61V60H142ZM31 62V60L29 61ZM76 62V61H75ZM79 62V61H78ZM89 62V60H88ZM123 62V61H122ZM127 62V61H126ZM21 63V62H20ZM37 63V62H36ZM97 63V62H96ZM238 63V60H237ZM235 63V64H237ZM46 64V63H44ZM49 64V63H48ZM55 64V63H54ZM53 64V65H54ZM75 65L78 63H74ZM85 64V63H84ZM95 65V63H93ZM109 64V63H108ZM133 64V63H132ZM130 64V65H132ZM143 64V63H142ZM234 64V67H236ZM239 64V63H238ZM22 65V64H21ZM26 65V63H25ZM47 65V64H46ZM86 65V64H85ZM102 64H99V66ZM124 65V64H123ZM78 66V65H76ZM97 66V65H96ZM95 66V67H96ZM97 66V67H99ZM223 66V65H221ZM230 66V65H229ZM241 66V65H240ZM31 67V66H30ZM49 67V65H48ZM47 67V68H48ZM54 67V66H53ZM82 66H80L81 68ZM102 67V66H101ZM141 67V66H140ZM206 67V66H205ZM204 67V68H205ZM217 67V66H216ZM51 68V67H50ZM60 68V67H59ZM72 68V67H71ZM104 68V67H103ZM131 67L129 66V69ZM138 68V67H137ZM239 68V67H238ZM37 69V68H36ZM35 69V70H36ZM74 69V68H73ZM73 69H70V71ZM88 69V68H86ZM111 69V68H110ZM109 69V70H110ZM122 69V68H121ZM212 69V70H211ZM219 69V68H218ZM236 69V68H235ZM18 70V71H17ZM38 70V69H37ZM47 70V69H46ZM51 70V69H50ZM69 70V69H68ZM105 70H107L105 68ZM103 69V72L105 71ZM123 70V69H122ZM121 70V71H122ZM170 70V71H172ZM32 71V70H31ZM42 71V69H41ZM86 71V70H85ZM219 71V70H218ZM20 72V73H19ZM30 72V71H29ZM43 72V71H42ZM45 72V70H44ZM65 72V71H64ZM102 72V70H101ZM139 72V71H138ZM232 72V71H231ZM230 72V75H231ZM18 73V74H17ZM26 73V72H25ZM31 73V72H30ZM36 73V71H35ZM81 73V72H80ZM97 73V72H96ZM118 73V72H116ZM56 74V73H55ZM72 75V73L70 72ZM87 74V73H86ZM85 74V75H86ZM115 74V73H114ZM120 73H118L119 75ZM217 74V73H215ZM66 75V74H65ZM64 75V76H65ZM80 75H84L81 73ZM109 75V74H108ZM117 75V74H116ZM127 75V72H126ZM36 76V75H35ZM42 76V75H41ZM45 76V75H44ZM63 76V77H64ZM68 76V75H67ZM76 76L77 73H76ZM122 76V75H120ZM139 76V75H138ZM197 76V77H196ZM56 77V76H55ZM62 77V78H63ZM75 77V76H74ZM80 77V76H79ZM85 77V76H84ZM104 77V76H103ZM110 77H113L110 76ZM174 77V76H172ZM37 78V77H36ZM65 78V77H64ZM71 78V77H70ZM89 78V75H88ZM87 78V80H88ZM138 78V77H137ZM136 78V79H137ZM207 79L209 77H206ZM222 78V77H221ZM224 78V77H223ZM232 78V77H231ZM61 79V78H60ZM68 79V78H67ZM78 79L79 78H74ZM81 79V78H80ZM83 79V77H82ZM81 79V80H82ZM99 79H101L99 77ZM107 79V78H105ZM114 79L113 78L112 82ZM211 77L208 79L210 80ZM220 79V78H219ZM234 79V78H233ZM232 79V80H233ZM13 83L12 84V82ZM32 80V79H31ZM44 80V77H43ZM55 80V79H54ZM59 80V79H58ZM142 80V79H141ZM183 80V79H182ZM186 80V79H185ZM203 80V78L201 79ZM199 79V81H201ZM205 80V79H204ZM203 80V81H204ZM221 80V79H220ZM33 81V80H32ZM38 81V80H37ZM68 81V80H67ZM207 81V80H205ZM203 82V84L205 83ZM31 82V81H30ZM42 82V81H41ZM44 82V81H43ZM61 82L63 80L61 79ZM101 82H103L101 80ZM115 82V81H114ZM190 82V81H189ZM213 82V80H212ZM229 82V81H228ZM246 82V81H245ZM243 82V83H245ZM32 83V82H31ZM48 83V81H47ZM54 83V82H53ZM60 83V82H59ZM58 83V84H59ZM87 83V82H86ZM106 83V82H105ZM104 83V84H105ZM109 83V82H108ZM200 83V82H198ZM211 83V82H210ZM231 84V82H229ZM241 83V82H240ZM248 83V82H247ZM38 82L36 83V85ZM41 84V83H40ZM44 84V83H43ZM42 84V85H43ZM50 84V83H49ZM48 84V85H49ZM52 84V83H51ZM55 84V83H54ZM71 83L70 85H72ZM176 84V83H175ZM179 84V83H178ZM209 84V82H208ZM207 84V86H208ZM214 84V83H213ZM220 84V83H219ZM222 84V83H221ZM220 84V85H221ZM62 85V83H61ZM111 85V84H110ZM115 85V84H114ZM185 85V84H184ZM210 85V84H209ZM228 85V84H227ZM60 86V85H59ZM113 86V85H112ZM187 86V85H186ZM189 86V85H188ZM6 87V86H5ZM40 87V86H39ZM43 87V86H42ZM48 87V86H47ZM85 87V86H84ZM180 87V85H179ZM221 87V86H220ZM232 87V86H231ZM45 88V87H43ZM42 88V89H43ZM49 88V87H48ZM57 88V86H56ZM55 88V89H56ZM63 88V87H62ZM113 88V87H111ZM227 88V87H226ZM2 89V87H1ZM40 89V91L42 90ZM52 89V88H51ZM74 89V88H73ZM115 89V90H116ZM195 89H197L195 87ZM238 89V88H237ZM239 89H241L239 87ZM38 90V88H37ZM48 90V89H47ZM62 90V89H61ZM77 90V89H76ZM185 90V89H184ZM213 90V89H212ZM50 92V90H48ZM90 91V90H89ZM114 92V90H112ZM234 91V90H233ZM237 91V90H236ZM43 92V91H42ZM48 92V93H49ZM54 92V91H53ZM60 93V91H58ZM118 92V91H117ZM122 92V91H121ZM72 93V92H71ZM86 93V92H85ZM109 94L111 93L108 92ZM107 93V94H108ZM124 93V92H123ZM122 93V94H123ZM54 94V93H53ZM63 94V92L61 93ZM66 94V93H65ZM75 94V93H74ZM223 94V93H222ZM233 94V93H232ZM34 95V94H33ZM39 95V94H38ZM105 95V94H104ZM217 95V94H216ZM226 95V94H225ZM228 95V94H227ZM54 96V95H53ZM74 96V95H73ZM77 96V95H76ZM80 96V95H79ZM84 97L86 95H83ZM102 96V95H100ZM122 96V95H121ZM222 96V95H221ZM224 96V95H223ZM222 96V97H223ZM231 96V95H230ZM38 97V96H37ZM41 97V96H39ZM49 97V96H47ZM58 97V96H57ZM56 97V98H57ZM60 97V95H59ZM65 97V96H64ZM75 97V96H74ZM106 97V96H105ZM188 97V96H187ZM225 97V96H224ZM236 97V96H235ZM32 98V97H31ZM42 98V97H41ZM40 98V99H41ZM46 98V97H45ZM68 98V97H67ZM70 98V97H69ZM80 98V97H79ZM91 98V97H90ZM89 98V99H90ZM219 98V97H218ZM232 98V96H231ZM239 98V97H237ZM36 99V98H35ZM39 99V100H40ZM71 99V98H70ZM87 99V97H86ZM88 99V100H89ZM104 99V98H103ZM178 99V100H177ZM191 99V98H190ZM189 99V100H190ZM213 99V97H212ZM216 99V98H215ZM226 99V98H225ZM32 103L36 104L34 99ZM30 100V101H31ZM46 100V99H45ZM66 100V99H65ZM64 100V102H65ZM68 100V99H67ZM87 100V101H88ZM93 100V99H92ZM188 100V99H187ZM186 100V101H187ZM217 100V99H216ZM231 100V99H230ZM233 100V99H232ZM231 100V101H232ZM236 100V99H235ZM234 100V101H235ZM24 101V100H23ZM38 101V99H37ZM63 102L62 100H60ZM83 101V100H82ZM113 101V100H112ZM194 99H192L193 103ZM196 101V100H195ZM226 101V100H224ZM40 102V101H38ZM44 102V100H43ZM42 102V104H43ZM54 101H52L53 103ZM59 102V100H58ZM76 102V101H75ZM74 102V103H75ZM80 102V101H79ZM115 102V101H114ZM216 102V101H215ZM29 103V102H28ZM49 103V102H48ZM73 103V104H74ZM86 103V102H85ZM92 103V102H90ZM196 103V102H195ZM206 103V102H204ZM25 104V102H24ZM30 104V103H29ZM28 104V105H29ZM51 104V103H50ZM57 104V103H56ZM54 104V105H56ZM72 104V103H71ZM72 104V105H73ZM88 104V103H87ZM86 104V105H87ZM95 104V103H94ZM93 104V105H94ZM179 104V103H178ZM177 104V105H178ZM181 104V103H180ZM188 104V103H187ZM31 105V104H30ZM33 105V104H32ZM31 105V106H32ZM66 105V104H64ZM92 105V104H91ZM114 105V104H113ZM189 105V104H188ZM223 105V104H221ZM230 105V104H229ZM235 105V106H236ZM34 106V105H33ZM39 106V105H38ZM68 106V105H67ZM78 106V105H77ZM82 106V105H81ZM116 106V107H117ZM186 106V105H185ZM219 106V105H218ZM239 106V107H238ZM28 107V106H27ZM47 107V106H46ZM53 106L52 108H54ZM58 107V106H57ZM84 107V106H83ZM86 107V106H85ZM114 107V108H116ZM183 107V106H182ZM187 107V106H186ZM217 107V106H216ZM26 108V107H24ZM65 110V107H63ZM69 108V107H68ZM118 108V107H117ZM208 108V107H207ZM214 108V107H213ZM229 108V107H228ZM48 109V108H47ZM62 109V108H61ZM60 109V110H61ZM67 109V108H66ZM72 109V108H71ZM74 109V108H73ZM119 109V108H118ZM193 109V108H192ZM31 110V109H30ZM80 109L77 110V112ZM185 110V109H184ZM212 110V109H211ZM62 111V110H61ZM73 111V110H72ZM120 111V110H119ZM123 111V110H122ZM33 112V111H32ZM121 112V111H120ZM188 112V111H187ZM246 112V113H245ZM75 113V112H73ZM118 113V112H117ZM27 114V113H26ZM124 114V113H123ZM189 114V113H187ZM238 114V113H237ZM67 115V114H66ZM69 118H74L75 115L70 114ZM259 115V114H258ZM68 116V115H67ZM235 116V115H233ZM238 116V115H236ZM181 117V116H180ZM120 118V117H119ZM118 118V119H119ZM234 118V117H233ZM27 119V118H26ZM25 119V120H26ZM67 119V118H65ZM179 119V118H178ZM236 119V117H235ZM234 119V120H235ZM64 120V119H63ZM116 120V119H115ZM185 120V119H184ZM254 120V119H253ZM257 120V119H256ZM236 121V120H235ZM258 121H256L257 124ZM57 123V125L60 126L59 129H62L61 133L58 135H55L54 138H50V135L53 134L51 131V134L49 133V130L54 126L52 124ZM255 124V125H256ZM258 127V125H257ZM54 128V127H53ZM55 129V128H54ZM237 129V128H236ZM253 129V127H252ZM255 129V128H254ZM241 130V129H240ZM258 130V129H257ZM59 131V130H58ZM253 131V130H252ZM56 132V130H55ZM54 132V134H55ZM239 132V131H238ZM58 133V132H57ZM245 134L244 132H242ZM50 134V135H49ZM243 137V135H242ZM245 137V136H244ZM52 140H50V139ZM237 138V137H236ZM252 138V137H251ZM255 138V137H254ZM238 139V138H237ZM246 141V140H245ZM256 141V140H255ZM252 141L253 144L255 142ZM242 142V141H241ZM248 143V142H247ZM251 143V142H250ZM139 146H144V149H137ZM248 147V146H247ZM218 148V147H217ZM246 148V147H244ZM242 149V148H241ZM249 149V148H248ZM146 151V152H145ZM208 152V150H207ZM243 153V150H241ZM210 153V152H209ZM241 153V154H242ZM238 154V153H237ZM245 154V153H244ZM236 155V154H235ZM240 156V155H239ZM238 156V157H239ZM164 159V158H163ZM190 159V158H189ZM214 158L209 157L207 159L208 162H212ZM238 159V158H237ZM240 159V158H239ZM238 159V161H239ZM242 159V158H241ZM249 159V158H248ZM253 159V158H252ZM236 160V159H235ZM200 161V160H199ZM242 161V160H241ZM248 161V160H247ZM78 163L77 164V170H73L72 172L68 171V168L71 163ZM222 162V160L220 161ZM244 162V161H243ZM240 161L238 162V164ZM118 164H120L118 166ZM182 164V163H181ZM237 164V162H236ZM245 164V163H244ZM75 165V164H74ZM184 166V164H182ZM181 165V166H182ZM243 167V163H241ZM179 166V165H178ZM177 166V167H178ZM186 166V165H185ZM232 166V165H231ZM126 167V169H127ZM241 167V168H242ZM245 167V166H244ZM71 168V167H70ZM180 168V167H179ZM178 168V169H179ZM247 168V167H245ZM120 169V168H119ZM244 169V168H243ZM206 170V169H205ZM245 170V169H244ZM22 171V170H21ZM20 171V172H21ZM71 171V170H70ZM121 171V170H120ZM195 171V170H194ZM249 171V169L247 170ZM13 173V171H10ZM208 172V170H207ZM241 171H239L240 173ZM121 173V172H120ZM119 173V174H120ZM229 173V172H228ZM261 173V172H260ZM5 174V172H4ZM17 174V172L15 173ZM19 174V172H18ZM181 174V172H180ZM185 174V173H184ZM243 174V172H242ZM253 174V173H252ZM126 175V174H125ZM241 175V174H240ZM239 175V176H240ZM6 176V175H5ZM24 176V174H23ZM149 176V175H148ZM246 176V175H245ZM259 176V175H258ZM11 177V176H10ZM254 177V176H253ZM252 177V178H253ZM132 178V177H131ZM237 178V176H236ZM242 178V176H241ZM258 178V177H257ZM256 178V179H257ZM22 179V178H21ZM24 179V178H23ZM29 179V178H28ZM121 179V178H120ZM181 179V178H180ZM260 179V178H259ZM263 179V178H262ZM260 179V180H262ZM31 180V179H30ZM188 180V179H187ZM131 181V180H130ZM145 181V180H144ZM150 181V180H149ZM239 181V180H238ZM244 181V180H243ZM253 181V180H252ZM257 181V180H256ZM259 181V180H258ZM27 182V181H26ZM143 182V181H142ZM146 182V181H145ZM162 182V180H161ZM170 182V181H168ZM166 182V184L168 183ZM173 182V181H172ZM184 182V181H183ZM186 182V181H185ZM235 182V181H234ZM237 182V181H236ZM242 182V179H241ZM251 182V181H250ZM14 183V182H12ZM125 183V182H124ZM131 183V182H130ZM147 183V182H146ZM175 183V182H173ZM231 183V182H230ZM32 184V183H31ZM35 184V186H36ZM142 184V183H140ZM259 184V183H258ZM23 185V184H22ZM27 185V184H26ZM30 185V184H29ZM33 185V184H32ZM119 185V184H118ZM130 185V184H129ZM175 185V184H174ZM184 185V184H183ZM188 184H186L187 186ZM237 185V184H236ZM239 185V184H238ZM7 186V185H6ZM121 186V185H120ZM156 186V185H155ZM164 186V185H163ZM241 187V185H239ZM24 187V186H22ZM28 187V186H27ZM140 187V185H139ZM146 187V186H144ZM153 187V186H151ZM169 187V186H168ZM167 187V188H168ZM238 187V186H237ZM8 188V187H7ZM21 188V187H20ZM31 188V187H30ZM37 187H33L35 190ZM119 188V187H118ZM155 188V187H154ZM188 188V187H187ZM32 189V190H33ZM140 189V188H138ZM144 189V188H142ZM146 189V188H145ZM163 189V187H162ZM193 189V188H192ZM195 189V188H194ZM1 190V189H0ZM18 190V189H16ZM22 191L24 190L21 189ZM20 190V191H21ZM30 190V189H29ZM33 190V191H34ZM118 190V189H117ZM137 190V189H136ZM165 190V189H164ZM171 189H168V191ZM14 191V190H13ZM12 191V192H13ZM18 191V192H20ZM25 191V190H24ZM23 191V192H24ZM42 191V190H41ZM141 191V190H139ZM147 189L145 190V192ZM167 191V193H168ZM237 191V190H236ZM246 191V190H245ZM17 192V193H18ZM118 192V191H117ZM156 192V191H155ZM191 192V191H190ZM9 193V192H8ZM32 193V192H30ZM120 193V192H119ZM138 193V192H137ZM140 193V192H139ZM237 193V192H236ZM27 194V193H26ZM25 194V195H26ZM41 194V193H40ZM147 194V193H146ZM162 194V192H161ZM166 194V193H165ZM164 194V196H165ZM170 194V193H169ZM192 194V193H191ZM10 195V194H9ZM23 195V196H25ZM29 195V194H27ZM32 195V194H31ZM43 195V194H42ZM119 195V194H118ZM173 195V194H172ZM238 195V193H237ZM13 197V195L11 194ZM33 196V195H32ZM36 196V195H35ZM34 196V197H35ZM156 196V195H155ZM163 196V195H162ZM168 196V195H167ZM240 196V195H239ZM243 196V195H242ZM4 197V196H1ZM28 196H26L27 199ZM45 197V195H44ZM166 197V196H165ZM172 198V196L170 195ZM9 198V196H8ZM25 198V197H24ZM37 198V197H36ZM49 198V197H48ZM124 198V197H123ZM134 198V197H133ZM146 198V197H145ZM168 198V197H167ZM3 199V198H2ZM7 199V198H6ZM50 199V198H49ZM54 199V198H53ZM125 199V198H124ZM127 199V198H126ZM169 199V198H168ZM238 199V198H237ZM236 199V200H237ZM1 200V199H0ZM22 200V199H21ZM33 200V199H32ZM37 200V199H36ZM43 200V199H42ZM74 200V201H75ZM98 199H95V202ZM103 200V199H101ZM111 200V199H110ZM130 200V199H129ZM128 200V201H129ZM154 200V199H153ZM166 200V199H165ZM198 200V199H197ZM6 201V200H4ZM13 201V200H12ZM24 201V200H23ZM39 201V200H38ZM148 201V200H147ZM27 202V201H26ZM99 202V201H98ZM111 202V201H109ZM115 202V201H114ZM170 202V199H169ZM168 202V203H169ZM240 201L238 200V203ZM24 202H21V204ZM41 203V202H40ZM44 203V202H43ZM51 203V202H50ZM62 203V202H61ZM60 203V204H61ZM112 203V202H111ZM116 203V202H115ZM136 203V202H135ZM167 201L166 204L168 205ZM172 203V202H171ZM170 203V204H171ZM198 203V202H197ZM6 204V202L4 203ZM28 204V203H27ZM34 204V202L32 203ZM42 204V203H41ZM64 204V203H63ZM62 204V205H63ZM94 204V202H93ZM237 204V203H236ZM3 205V204H2ZM24 205V204H23ZM30 205V204H29ZM36 205V204H35ZM34 205V206H35ZM59 205V204H58ZM88 205V206H90ZM117 205V204H116ZM157 205V204H156ZM198 205V204H197ZM241 205V203H240ZM15 206V205H14ZM40 206V204H39ZM44 207V205L42 204ZM48 206H50L48 204ZM92 206V205H91ZM171 207V205H169ZM26 207V206H25ZM30 207V206H29ZM32 207V206H31ZM51 207V206H50ZM64 207V206H63ZM83 208V206H81ZM101 207V206H100ZM139 207V206H138ZM160 207V206H159ZM169 207V208H170ZM183 207V206H182ZM5 208V207H4ZM18 208V207H17ZM33 208V207H32ZM88 208V207H87ZM93 208V207H92ZM173 208V207H172ZM19 209V208H18ZM23 209V206L22 208ZM36 209V208H35ZM48 209V208H47ZM59 209V207H58ZM89 209V208H88ZM95 209V208H94ZM99 209V208H98ZM108 209V208H107ZM105 208V210H107ZM201 209V208H200ZM1 210V209H0ZM6 210V209H5ZM16 210V209H15ZM33 210V209H32ZM31 210V212H32ZM52 210V209H51ZM84 210V209H83ZM114 210V209H113ZM171 210V209H170ZM169 210V211H170ZM206 210V209H204ZM23 211V210H21ZM46 211V210H45ZM64 211V210H63ZM66 211V210H65ZM81 211V210H80ZM94 211H98L97 208ZM100 211V210H99ZM98 211V213H99ZM162 211V210H161ZM164 211V209H163ZM175 211V210H174ZM173 211V212H174ZM5 212V211H4ZM8 212V211H6ZM5 212V213H6ZM27 212V211H26ZM29 212V211H28ZM41 212V211H40ZM44 212V211H43ZM84 212V211H83ZM82 212V213H83ZM112 212V210H111ZM14 213V212H13ZM16 213V212H15ZM14 213V214H15ZM81 213V214H82ZM236 213V212H235ZM30 214V212L28 213ZM48 214V213H47ZM171 214V212H170ZM203 214V213H201ZM227 214V213H226ZM230 214V213H229ZM6 215V214H4ZM12 215V214H11ZM10 215V216H11ZM19 215V213H18ZM24 215V214H23ZM36 215V214H35ZM77 215V214H76ZM102 215V214H101ZM169 215V214H168ZM184 215V214H183ZM27 216V214H26ZM43 216V215H42ZM59 216V215H58ZM64 216V215H63ZM107 216V215H106ZM163 216V215H162ZM171 216V215H170ZM223 216V215H222ZM8 217V216H7ZM15 217V216H14ZM31 216H29L30 219ZM65 217V216H64ZM83 218V216H81ZM86 217V216H85ZM104 217V216H103ZM109 217V216H108ZM169 216H167L168 218ZM172 217V216H171ZM170 217V219H171ZM185 217V216H184ZM227 217V215H226ZM229 217V216H228ZM227 217V218H228ZM240 216H237L233 218L240 219ZM9 218V217H8ZM7 218V219H8ZM12 218V217H11ZM10 218V220H11ZM27 218V217H26ZM100 218V217H99ZM106 218V217H105ZM111 218V217H109ZM163 218V217H162ZM14 219V218H13ZM16 219V218H15ZM19 219V217H18ZM33 219V218H32ZM66 219V218H65ZM113 219V218H112ZM173 219V218H172ZM171 219V222H172ZM204 219V217H203ZM220 219V218H219ZM230 219V217H229ZM23 220V219H22ZM51 220V219H50ZM103 220V219H102ZM139 220V219H138ZM165 220V219H164ZM167 220V219H166ZM202 220V219H200ZM199 220V221H200ZM206 220V219H204ZM228 220V219H227ZM235 220V219H234ZM241 220V219H240ZM31 221V219H30ZM28 220V222H30ZM53 221V220H52ZM57 221V220H56ZM99 221V220H98ZM116 221V220H115ZM151 221V220H150ZM229 221V220H228ZM227 221V222H228ZM17 222V220H16ZM32 222V221H31ZM42 222V221H40ZM47 222V221H46ZM175 222V221H174ZM198 222L197 219L194 223ZM204 222V221H203ZM202 222V223H203ZM211 222V221H210ZM226 222V223H227ZM10 223V221H9ZM13 223V222H12ZM36 223V222H35ZM49 223V222H48ZM55 223V222H54ZM57 223V222H56ZM64 223V222H63ZM93 223V222H92ZM106 223V222H105ZM173 223V222H172ZM192 222V224H194ZM201 223V224H202ZM242 223V221H241ZM11 224V223H10ZM22 224V223H21ZM20 224V225H21ZM44 224V223H43ZM62 224V223H61ZM104 223H102L103 225ZM109 224V223H108ZM199 224V223H198ZM235 223H233L234 225ZM239 224V222H238ZM31 225V224H30ZM173 225V224H172ZM170 225V227L172 226ZM175 225V224H174ZM177 225V224H176ZM232 225V226H233ZM23 226V225H22ZM56 226V225H55ZM66 226V225H65ZM105 226V225H104ZM108 226V225H107ZM195 226V224H194ZM206 226V225H205ZM211 226V225H210ZM238 226V225H237ZM8 227V226H6ZM5 227V228H6ZM52 227V226H51ZM191 227V226H190ZM213 227V226H211ZM216 227V226H215ZM39 228V227H38ZM41 228V227H40ZM39 228V229H40ZM64 228V227H63ZM177 228H179L177 226ZM239 228V227H238ZM1 229V228H0ZM21 229V228H20ZM38 229V230H39ZM55 229V228H54ZM174 229V227H173ZM172 229V230H173ZM195 229V228H194ZM231 230L234 228H230ZM235 227V232H236ZM8 230V229H7ZM23 227V231H24ZM30 230V229H29ZM43 230V229H42ZM70 230V229H69ZM184 230V229H183ZM211 230V229H210ZM222 230V229H221ZM220 230V231H221ZM233 230V232H234ZM17 231V230H16ZM20 231V230H19ZM18 231V232H19ZM44 231V230H43ZM64 231V230H63ZM66 231V230H65ZM68 231V230H67ZM192 231V230H191ZM209 231V229H208ZM205 228L200 229V232L194 237L190 236L189 233H179L178 230H173V239L172 241H168L169 243L160 245L162 246L159 251L157 250L155 255L153 256H143L145 258L144 260L140 261L139 263H135L134 261L130 260L129 258L121 257L117 253H113V250H109L107 243L103 248L102 255L97 256L99 263L101 264H194L193 259V250L195 248H198V246L206 245L207 247V253L208 256L206 259V264H234L239 263L243 261H237L235 262L236 258L238 257L237 252V246H236V238L232 239H225L222 234L221 236L223 239L220 238L219 232L212 230L210 233ZM21 232V231H20ZM19 232V233H20ZM27 232V231H26ZM25 232V233H26ZM29 232V231H28ZM33 231H31L32 234ZM39 232V231H38ZM35 232V233H38ZM95 232V231H94ZM100 232L104 233L103 229H100ZM2 233V232H1ZM0 233V234H1ZM65 233V232H64ZM192 233V232H190ZM227 233H230L229 231ZM28 234V233H27ZM71 234V233H70ZM69 234V235H70ZM159 234V233H158ZM231 234V233H230ZM138 235V234H137ZM145 235V233H144ZM234 235V234H232ZM236 235V234H235ZM234 235V236H235ZM34 236V235H33ZM29 237V235L26 237V235H20L17 237H13L11 234H5L0 238V246H12L14 249H16L17 252H19L22 256L21 261L25 260L26 264H41V261L45 258L43 249L45 245H49L47 242V238L45 234H38L35 237ZM228 236V235H227ZM240 236V235H239ZM264 236V235H263ZM26 237V238H25ZM62 237V236H61ZM70 237V236H68ZM104 237V235H103ZM229 237V236H228ZM237 237V235L235 236ZM89 238V237H85ZM134 238V237H133ZM159 238V237H158ZM248 238V237H247ZM109 239V238H108ZM120 239V238H119ZM118 239V240H119ZM236 239V240H234ZM239 239V238H238ZM63 240V239H62ZM106 240V239H105ZM124 240V239H123ZM122 240V242H124ZM250 240V238H249ZM82 241V240H81ZM102 241V239H101ZM121 241V240H120ZM126 241V240H125ZM160 241V240H159ZM158 241V242H159ZM241 241V240H240ZM261 243L264 245V237L262 238ZM74 242V241H73ZM76 242V241H75ZM97 242V241H96ZM119 242V241H118ZM130 242V241H129ZM154 242V241H153ZM157 242V241H156ZM162 242V241H161ZM244 242V241H243ZM54 243V242H52ZM125 243V242H124ZM75 244V243H74ZM102 244V243H101ZM110 244V243H109ZM122 244V243H120ZM243 244V243H242ZM253 244V243H252ZM95 245V244H94ZM112 245V244H111ZM152 245V244H151ZM159 243L156 245L158 247ZM239 245V244H237ZM262 245V244H261ZM50 246V245H49ZM52 246V245H51ZM75 246V245H74ZM155 246V245H153ZM241 246V245H239ZM11 247V248H12ZM115 247V246H113ZM124 247V246H123ZM142 247V246H141ZM205 247V248H206ZM247 247V249L252 250V246ZM261 247V246H260ZM10 248V247H9ZM8 248V249H9ZM10 248V249H11ZM46 248V247H45ZM76 248V247H75ZM96 248V247H95ZM116 248V247H115ZM132 248V247H131ZM143 248V247H142ZM150 248V247H149ZM240 248V247H239ZM243 250L244 247L242 246ZM13 249V251H15ZM63 249V248H62ZM61 249V250H62ZM74 249V248H73ZM101 249V248H100ZM128 249V248H126ZM203 249V248H202ZM257 249V246H256ZM262 249V248H261ZM85 250V249H84ZM87 250V249H86ZM112 251V253L106 254L108 251ZM150 250V249H149ZM201 250V249H200ZM11 253V250H9ZM66 251V249H65ZM102 251V250H101ZM100 251V252H101ZM117 251V250H116ZM115 251V252H116ZM197 251V250H195ZM202 251V250H201ZM254 251V249L252 250ZM99 252V253H100ZM132 252V251H130ZM135 252V251H134ZM137 252V251H136ZM199 252V251H197ZM204 252V251H203ZM249 252V251H248ZM251 252V251H250ZM264 252V249L263 251ZM15 253V252H14ZM73 253V252H71ZM133 253V252H132ZM158 253V254H157ZM205 253V252H204ZM246 253V252H244ZM13 254V253H12ZM58 254V253H57ZM61 254H65L64 250L61 252ZM69 254V253H67ZM93 254V253H92ZM127 254V253H126ZM143 254V253H142ZM149 254V253H148ZM252 254V253H251ZM4 255V254H3ZM54 255V254H53ZM53 255H51L53 257ZM70 255V254H69ZM77 254H75L76 256ZM123 255V254H122ZM125 255V254H124ZM136 255V254H135ZM146 255V254H145ZM201 255V254H200ZM247 255V253H246ZM245 255V256H246ZM254 255V254H252ZM2 256V255H1ZM5 256V255H4ZM50 256V255H49ZM78 256V255H77ZM90 256L91 255H87ZM126 256V255H125ZM137 256V255H136ZM141 255L137 256V258H140ZM242 256V255H241ZM250 256V255H249ZM17 257V256H16ZM15 257V258H16ZM51 257V258H52ZM58 258V256H56ZM74 257V256H72ZM95 257V256H94ZM240 257V256H239ZM55 258V256H54ZM69 258V256H68ZM76 258V257H75ZM74 258V259H75ZM92 258V257H91ZM138 258V259H139ZM198 258V257H197ZM200 258V257H199ZM206 258V257H205ZM261 258V257H260ZM2 263L1 264H10L9 258H1ZM83 259V256H82ZM256 259V258H255ZM14 260V259H13ZM45 260V259H44ZM51 260V259H50ZM62 260V261H61ZM61 264H69L68 262L70 259H67L66 256H63L61 259ZM69 260V261H68ZM77 260V259H76ZM79 260V259H78ZM86 260V259H85ZM93 260V259H92ZM137 260V259H135ZM198 260V259H197ZM203 260V259H202ZM201 260V262H202ZM205 260V259H204ZM238 260V259H237ZM241 260V258L239 259ZM54 261V259H53ZM56 261V259H55ZM54 261V263H56ZM96 261V260H95ZM250 261H253V259ZM15 262V261H14ZM13 262V263H14ZM52 262V260H51ZM59 262V259H58ZM75 262V260H74ZM77 262V261H76ZM80 262V261H78ZM97 262V261H96ZM138 262V261H137ZM202 262V263H203ZM248 262V261H247ZM262 262V261H261ZM53 263V264H54ZM83 263V262H82ZM196 263V262H195ZM200 263V262H199ZM198 263V264H199ZM251 263V262H249ZM52 264V263H51ZM58 264V263H57ZM77 264V263H76ZM92 264V263H91ZM94 264V263H93ZM97 264V263H96ZM243 264V263H242ZM264 264V263H263Z\"/></svg>", "mask_w": 264, "mask_h": 264}]
</instances>
